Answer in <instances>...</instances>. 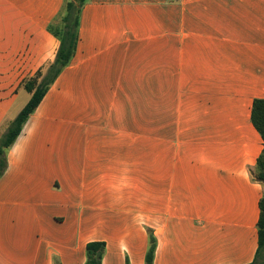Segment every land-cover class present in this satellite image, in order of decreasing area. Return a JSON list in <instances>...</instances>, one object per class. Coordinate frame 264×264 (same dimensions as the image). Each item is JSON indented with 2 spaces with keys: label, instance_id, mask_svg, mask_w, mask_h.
I'll return each instance as SVG.
<instances>
[{
  "label": "crops",
  "instance_id": "1",
  "mask_svg": "<svg viewBox=\"0 0 264 264\" xmlns=\"http://www.w3.org/2000/svg\"><path fill=\"white\" fill-rule=\"evenodd\" d=\"M66 1L0 0V132L54 61ZM259 99L264 0H86L74 57L7 154L0 264H85L96 241L102 264H146L151 234L154 264L253 263ZM180 117L185 142H159V118Z\"/></svg>",
  "mask_w": 264,
  "mask_h": 264
},
{
  "label": "trees",
  "instance_id": "2",
  "mask_svg": "<svg viewBox=\"0 0 264 264\" xmlns=\"http://www.w3.org/2000/svg\"><path fill=\"white\" fill-rule=\"evenodd\" d=\"M86 0H67L62 12L49 26L59 39V48L53 62L39 69L32 77L22 83V87L31 98L21 112L9 123L6 131L0 138V179L8 168V151L20 136L24 125L39 107L51 85L61 72L69 65L74 57L79 42V24L81 10ZM62 14V17H61ZM252 121L264 140V100H256L253 104ZM257 181L264 183V151L258 159ZM261 217L258 223L259 247L256 258L251 264H264V196L260 203ZM157 241L150 235V246L146 256V264H154ZM105 251L104 242H91L87 245V261L85 264H102Z\"/></svg>",
  "mask_w": 264,
  "mask_h": 264
},
{
  "label": "rangeland",
  "instance_id": "3",
  "mask_svg": "<svg viewBox=\"0 0 264 264\" xmlns=\"http://www.w3.org/2000/svg\"><path fill=\"white\" fill-rule=\"evenodd\" d=\"M61 17H62V14H61ZM158 126H159V134H158L159 142L166 141L167 139L168 140L173 139L177 142L178 141L185 142V132L183 131L185 130V117L174 118V119L159 118ZM166 126L171 127V129L173 127L174 134H169V133L167 134ZM5 131L6 129L0 132V138ZM253 174L257 178L258 170H255Z\"/></svg>",
  "mask_w": 264,
  "mask_h": 264
}]
</instances>
